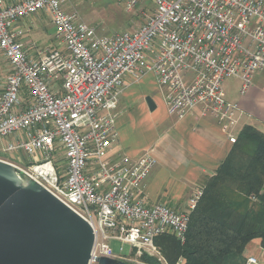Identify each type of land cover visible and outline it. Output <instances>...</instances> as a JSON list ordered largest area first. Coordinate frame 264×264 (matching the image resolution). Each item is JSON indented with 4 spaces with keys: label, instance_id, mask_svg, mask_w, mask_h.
<instances>
[{
    "label": "built area",
    "instance_id": "1",
    "mask_svg": "<svg viewBox=\"0 0 264 264\" xmlns=\"http://www.w3.org/2000/svg\"><path fill=\"white\" fill-rule=\"evenodd\" d=\"M66 1L0 0V56L10 66L0 80V154H15L4 160L92 226L89 264L143 256L168 264L156 237L184 244L204 189L196 187L181 210L146 201L156 158L110 156L119 99L128 77L154 74L170 116L199 109L236 143L243 112L224 82L238 78L245 93L264 72V0H117L128 12L139 10L144 22L113 35L100 34ZM42 12L55 27V43L31 54L17 24ZM114 241L128 244V255L123 245L116 253Z\"/></svg>",
    "mask_w": 264,
    "mask_h": 264
},
{
    "label": "crops",
    "instance_id": "2",
    "mask_svg": "<svg viewBox=\"0 0 264 264\" xmlns=\"http://www.w3.org/2000/svg\"><path fill=\"white\" fill-rule=\"evenodd\" d=\"M17 27L24 29L23 40L31 54L35 53L36 47L55 43V27L47 13L22 19ZM9 71L7 60L0 56V80ZM235 79L239 82L237 91L225 92L229 100L240 104L243 112L236 134L239 135L246 125L264 132V72L255 75L253 85L245 93L240 92V80ZM146 81L154 82L155 88L151 89ZM127 82L116 109L119 137L112 146L110 156L122 153L137 159L151 152L157 164L144 185L146 201L150 204L164 202L181 210L193 190L201 186L207 176L215 174L233 144L222 132L217 120L213 116H204L199 109L182 119L170 116L165 90L154 74H147L139 81L128 77ZM147 97L154 100V110L150 109ZM253 243L257 245L256 250L250 248ZM256 252L261 257L258 258ZM243 255L246 264H253L248 263L250 257L257 259L255 264H264V248L260 239L252 240ZM177 264L181 263L178 261Z\"/></svg>",
    "mask_w": 264,
    "mask_h": 264
},
{
    "label": "trees",
    "instance_id": "3",
    "mask_svg": "<svg viewBox=\"0 0 264 264\" xmlns=\"http://www.w3.org/2000/svg\"><path fill=\"white\" fill-rule=\"evenodd\" d=\"M187 240L156 237L168 264H246L244 251L254 239L264 248V132L246 125L215 174L207 176ZM147 264H159L147 256Z\"/></svg>",
    "mask_w": 264,
    "mask_h": 264
},
{
    "label": "water",
    "instance_id": "4",
    "mask_svg": "<svg viewBox=\"0 0 264 264\" xmlns=\"http://www.w3.org/2000/svg\"><path fill=\"white\" fill-rule=\"evenodd\" d=\"M146 101L151 110L156 104ZM92 226L37 181L0 159V264H89ZM99 264H133L100 257Z\"/></svg>",
    "mask_w": 264,
    "mask_h": 264
},
{
    "label": "rangeland",
    "instance_id": "5",
    "mask_svg": "<svg viewBox=\"0 0 264 264\" xmlns=\"http://www.w3.org/2000/svg\"><path fill=\"white\" fill-rule=\"evenodd\" d=\"M65 7L69 11L78 12L87 24L97 27L99 33L103 35H113L121 31H132L144 22V18H142L139 10L128 12L117 0H67ZM153 83L151 81H146V84H148L151 89L155 88V84ZM238 85L239 82L235 78H227L224 82L226 92H236ZM7 157H14L13 159H15V154H13V156H11V153H7L6 155L0 154V159L2 160H6ZM121 245L124 246V251L122 253L128 255L130 246L128 244H122L121 242L113 244L115 252L120 253ZM250 248L251 250H256L257 245L253 243L250 245ZM256 255L258 258L261 257L258 252H256ZM141 260V258L133 259L130 263L146 264ZM154 260L159 263L157 259Z\"/></svg>",
    "mask_w": 264,
    "mask_h": 264
}]
</instances>
